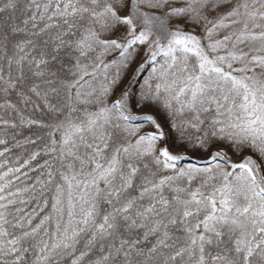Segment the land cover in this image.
Returning <instances> with one entry per match:
<instances>
[{
  "label": "snow or ice",
  "instance_id": "6c2138e0",
  "mask_svg": "<svg viewBox=\"0 0 264 264\" xmlns=\"http://www.w3.org/2000/svg\"><path fill=\"white\" fill-rule=\"evenodd\" d=\"M6 12L0 264H264V0Z\"/></svg>",
  "mask_w": 264,
  "mask_h": 264
},
{
  "label": "rangeland",
  "instance_id": "374dc122",
  "mask_svg": "<svg viewBox=\"0 0 264 264\" xmlns=\"http://www.w3.org/2000/svg\"><path fill=\"white\" fill-rule=\"evenodd\" d=\"M9 15H10L9 12L0 14V20L7 21ZM17 15H19V13H17ZM146 68H147V70L143 73V79H140V82L138 85L135 83V81L131 82L132 86L135 88L136 93L140 92V89L144 85V80H146L149 77V75L151 74V68L147 67V65H146ZM130 76H131V74H129V78L124 79L123 83L121 84V88L127 87L129 85ZM129 91H131V89H129ZM137 123H139L141 125V127H145V125L142 122L137 121ZM166 131H167V129H166ZM2 147H4V146H0V148H2ZM8 147L11 149V151L6 153L4 157H0V162L7 160L8 161V167H16V166H18L19 160H23L24 158H26V153L23 152L21 149L14 147L11 140L9 141ZM30 150H31V148H29V151ZM172 150L174 152H179L183 155L190 156V157H194L197 155V154L193 153L191 150L185 152L184 149L178 148V147H174ZM17 157H19V160H17ZM206 163L207 162L203 158H194V159H190V160L180 161V164H182L183 167H185V168H187L191 165L204 166ZM213 167H215V165H213ZM3 170H6V169H0V171H3ZM31 175L32 174L30 173V176ZM25 183H27V181H25ZM21 186L22 185L20 184V182L14 183V188L15 187H21Z\"/></svg>",
  "mask_w": 264,
  "mask_h": 264
}]
</instances>
